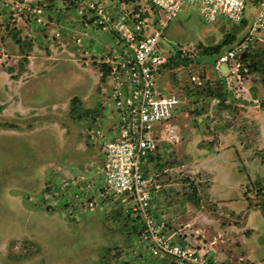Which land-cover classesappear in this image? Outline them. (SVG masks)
<instances>
[{"label": "rangeland", "instance_id": "obj_1", "mask_svg": "<svg viewBox=\"0 0 264 264\" xmlns=\"http://www.w3.org/2000/svg\"><path fill=\"white\" fill-rule=\"evenodd\" d=\"M23 1L0 0V264H181L152 255L149 240L128 228L125 217L139 228L142 222L127 196L104 194L101 144L116 113L98 57L122 52L124 43L98 19H86L93 11L84 7L98 1L112 15L153 16L152 3L25 0L45 6L38 21L31 10L17 9ZM257 12L242 25L224 14L208 21L189 4L169 22L161 42L170 58L158 86L181 99L171 119L181 139L161 140L142 163L158 185L153 214L168 221L173 240L228 264H264L263 61L252 68L264 58V30L244 51L253 53L250 69L237 70L241 54L229 73L217 70ZM229 32L234 42L204 51ZM181 46L188 51L184 59ZM216 145L224 152L216 158L217 183L220 165L208 169L204 158L215 155Z\"/></svg>", "mask_w": 264, "mask_h": 264}, {"label": "built area", "instance_id": "obj_2", "mask_svg": "<svg viewBox=\"0 0 264 264\" xmlns=\"http://www.w3.org/2000/svg\"><path fill=\"white\" fill-rule=\"evenodd\" d=\"M150 2L156 12L151 18L137 13H134L135 16L125 13L112 15L98 1L86 6V9L93 11L94 22L98 19L103 29L114 31L118 42H123L125 46L122 52L98 57L100 63H107L110 68L105 80L111 81L109 97L114 103L113 112L116 113L112 119V136L101 144L104 154L103 173L109 188L104 194L113 191L131 200V210L136 213V219L145 224L144 238L150 242L152 255L159 258L171 256L181 264H228L209 256L208 251L201 253L195 246L173 240L176 233L168 231L167 220L153 214L152 192L156 191L158 185H154L153 176L144 175L142 163L156 154L161 140L174 143L181 139L178 125L171 121L174 108L180 104L181 99L175 93L163 94L158 86L164 65L170 58L161 42L169 22L189 4L198 5L201 15L208 21H216L224 14L229 20L241 22L249 8L248 3H254L258 12L253 17L248 35L220 56L217 65L220 70L222 63L230 65L232 61L237 62L240 55L252 45L256 34L264 30V0ZM26 4L25 0L18 2L17 9H29L38 21H42L44 8ZM179 50L183 55L187 53L186 47L181 46ZM156 124L158 129H155ZM96 134L101 135L102 130L97 128ZM93 204H96L94 200L89 201V206Z\"/></svg>", "mask_w": 264, "mask_h": 264}, {"label": "trees", "instance_id": "obj_3", "mask_svg": "<svg viewBox=\"0 0 264 264\" xmlns=\"http://www.w3.org/2000/svg\"><path fill=\"white\" fill-rule=\"evenodd\" d=\"M75 2H76V0H75ZM77 2H79V1H77ZM250 4H251V2L250 3H248V6H250ZM47 5V4H46ZM40 6H42V5H40ZM48 6V5H47ZM50 6H51V3H50ZM44 8H45V6H43ZM49 7V6H48ZM253 7V11H252V8ZM254 5L252 4V6H251V8H250V11H249V13H253L254 11H255V9H254ZM51 8V7H50ZM153 8L155 9V7L153 6ZM85 11H86V7H85ZM137 11H139V10H137ZM136 11V12H137ZM137 13H139L142 17H150L149 16V14L147 15V13H140V12H137ZM93 14V13H92ZM252 16H254V15H252ZM85 18L86 19H92V18H94V16L92 15V16H85ZM151 18V17H150ZM95 19H93V21H94ZM250 20H251V18L249 17V14H248V12L245 14V17L243 18V20L241 21V23H242V25H246V23H249L250 22ZM114 32V31H113ZM115 33V32H114ZM237 38H236V35H233V33H231V32H229V33H227L226 35H225V37L222 39V41H221V43H217V44H214L213 46L212 45H208V46H204V51L205 52H208L209 50H211V49H221V47L222 46H228V45H230V43H232V42H234L235 40H236ZM188 52V51H187ZM178 53H179V55L181 56V57H183V59H184V57H185V55L187 54H182L181 53V51L179 50L178 51ZM242 64H240L241 65V72L243 73L244 72V69L245 68H249L250 66H251V64H248L249 63V58L250 57H252V60H254L253 59V53H251V52H243L242 53ZM254 56H256L255 54H254ZM259 56V55H258ZM260 57V56H259ZM175 58V57H174ZM174 58L172 57L170 60L172 61V60H174ZM186 60V59H185ZM259 61L261 62V61H263L262 63H260V64H264V58H263V60H262V58L261 59H258L257 61H253V63H254V65L252 66V68H254L258 63H259ZM101 69H102V71L104 72L103 73V77L105 78V75L107 74V73H109V65L107 64V63H101ZM250 69V68H249ZM220 94V93H219ZM80 102L79 101V99L78 98H74V102ZM76 104V103H75ZM75 104H73V108L75 107ZM75 110H76V108H75ZM102 126H101V123L99 124V126L97 127V128H101ZM96 128V129H97ZM103 133V132H102ZM125 221H126V225L128 226V228H130L131 230H132V232H134V233H136V235H138V237L140 238V239H142V238H144V234H146L145 233V231H146V228H145V224L144 223H142V225L140 226V228L139 227H137L136 226V224L135 223H133V224H131L130 223V221H129V218L128 217H125V219H124ZM136 220H138V219H136ZM167 224H168V221H167ZM169 226V225H168ZM132 234V233H131ZM116 250V249H115Z\"/></svg>", "mask_w": 264, "mask_h": 264}, {"label": "crops", "instance_id": "obj_4", "mask_svg": "<svg viewBox=\"0 0 264 264\" xmlns=\"http://www.w3.org/2000/svg\"><path fill=\"white\" fill-rule=\"evenodd\" d=\"M86 6V5H85ZM256 7H254V9H255ZM251 9H253V7L251 8ZM255 10H257V8L255 9ZM258 11V10H257ZM248 13H249V11H248ZM254 15V14H253ZM89 16V15H88ZM253 17H255V15L253 16ZM44 18V17H43ZM36 56V55H35ZM240 59V58H239ZM43 63L44 62H46L44 59H42L41 60ZM223 64V63H222ZM221 64V65H222ZM45 65V64H44ZM240 64H237L236 65V68H237V70H238V66H239ZM218 70V69H217ZM230 72V65H228V71H227V73H229ZM219 74L220 75H225V74H223L221 71L219 72ZM221 78V77H220ZM205 93V92H204ZM170 94V93H169ZM203 94V93H202ZM213 99H216L217 101H218V103H220V101H221V99H218V98H216V97H214ZM250 107V106H249ZM252 107V106H251ZM256 107H258V106H256ZM255 107V108H256ZM201 118V117H200ZM199 120H201V119H199ZM112 121V120H111ZM206 126L208 127L209 125L206 123ZM99 129H101L102 130V132H103V128L101 127V128H99ZM106 131V132H105ZM112 131H113V126H112V124H111V126H110V128L109 129H104V133L106 134V136H108V137H111L112 136ZM217 147H218V151H216V152H214L215 153V155L214 156H210V154L209 155H207L206 157H204V158H206V162H205V164H207V167H208V169H211V168H215V165H220L221 164V162H219V161H217L216 162V158L217 157H219L218 155L219 154H223L224 152L222 151V147H220L219 148V146L218 145H216ZM216 147V148H217ZM222 152V153H221ZM203 157V156H202ZM204 162V161H203ZM203 162H202V164H203ZM238 165H239V162H237L236 160H234V163H233V166H237L238 167ZM203 166H204V164H203ZM220 168H218L219 169V173H218V169L217 170H215V174H216V176H215V181L214 182H218V175L220 174V171H221V165L219 166ZM213 171V170H212ZM214 172V171H213ZM253 233H254V231H253ZM245 235V234H244ZM243 235V236H244ZM253 235V234H252ZM250 238V237H252V236H250V237H248V236H246L245 235V238ZM244 238V239H245ZM74 241V240H73ZM248 241H250V240H248ZM91 247H92V245H91ZM91 247L89 246V245H86L85 246V250L87 251V250H90L91 249ZM93 249L91 250V252L94 250V247H92ZM95 259H96V257H95ZM99 258H97V260H98Z\"/></svg>", "mask_w": 264, "mask_h": 264}, {"label": "water", "instance_id": "obj_5", "mask_svg": "<svg viewBox=\"0 0 264 264\" xmlns=\"http://www.w3.org/2000/svg\"><path fill=\"white\" fill-rule=\"evenodd\" d=\"M220 71L225 74L228 71V63H223L222 65H220Z\"/></svg>", "mask_w": 264, "mask_h": 264}]
</instances>
